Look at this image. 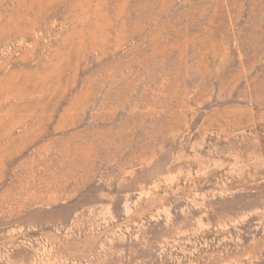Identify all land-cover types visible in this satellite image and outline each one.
Masks as SVG:
<instances>
[{
    "label": "rangeland",
    "instance_id": "374dc122",
    "mask_svg": "<svg viewBox=\"0 0 264 264\" xmlns=\"http://www.w3.org/2000/svg\"><path fill=\"white\" fill-rule=\"evenodd\" d=\"M0 264H264V0H0Z\"/></svg>",
    "mask_w": 264,
    "mask_h": 264
}]
</instances>
